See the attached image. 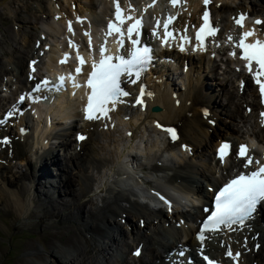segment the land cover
<instances>
[{
    "label": "bare ground",
    "instance_id": "1",
    "mask_svg": "<svg viewBox=\"0 0 264 264\" xmlns=\"http://www.w3.org/2000/svg\"><path fill=\"white\" fill-rule=\"evenodd\" d=\"M43 2L0 0V78L18 80L0 84V214L11 218L6 226L0 222V231L10 235L37 214L32 203L38 198L54 202L38 215L47 250L25 243L15 264H209L205 256L214 264H264V205L243 226L201 232L222 187L240 172L264 167V94L256 83L261 70L253 61L249 71L239 47L242 39L264 42V0H99L98 6L96 0H69L71 10L62 8L63 0V5L53 0L52 8ZM104 2L111 8L92 11ZM117 2L123 23L116 19ZM49 14L53 24L63 23L64 39L63 28L33 31ZM12 18L17 21L4 27ZM137 20L141 25L130 34ZM247 32L254 35L245 38ZM65 46L74 59L67 60ZM134 47L149 48L150 59L132 74H121L119 85L128 95L88 119L94 65L109 56L112 63L120 56L130 59ZM51 53L56 58L49 56L46 64L44 56ZM50 68L58 71L47 72ZM219 75V83L212 81ZM175 77L183 79L184 89ZM259 79L264 84V74ZM144 134L157 150L146 152ZM139 135L143 146L132 147ZM32 160L38 172L27 170ZM164 179L172 182L157 183ZM41 186L58 189V195L48 196ZM51 217L76 226L72 232L52 229L45 225ZM134 244L130 257L126 248ZM64 250L76 253L61 254Z\"/></svg>",
    "mask_w": 264,
    "mask_h": 264
},
{
    "label": "snow or ice",
    "instance_id": "2",
    "mask_svg": "<svg viewBox=\"0 0 264 264\" xmlns=\"http://www.w3.org/2000/svg\"><path fill=\"white\" fill-rule=\"evenodd\" d=\"M208 0H205L207 3ZM173 4L177 3V0H172ZM131 17H128L130 19ZM116 19L123 23L122 10L119 3L116 4ZM204 19L208 21V14L205 13ZM241 21L244 19L243 16L240 18ZM171 22V17H169V23ZM240 21H238L239 23ZM257 23H262L257 21ZM141 25V21L137 20L129 29L131 34L133 30L138 29ZM165 29L167 30L168 25L165 24ZM109 28H115L117 32H120V28L116 25H109ZM205 31L204 28L200 30L201 33ZM215 29L208 28L209 34H214ZM169 36L171 33H167ZM254 35V32L244 33V37ZM198 34V39H200ZM231 39V38H230ZM133 45L138 44L136 40L132 41ZM244 51L243 59L249 61L248 69L251 71V63L255 61L260 66V72L257 73L256 83L260 84V91L264 94V84L260 83V75L264 74V42L257 41L255 44H248L243 39L239 43ZM149 48L144 47L143 49L133 48L131 52V58L125 59L124 56L117 57L119 63H112L113 57H105L102 59L98 65H94V71L91 74V79L88 81L89 87L92 89L91 96L89 97V102L87 105V118L93 119V112L99 111L101 113L105 112V105L109 102H115L119 96L128 95L127 92H123L119 85V78L121 74L128 73L132 74L133 69L149 62ZM234 54V53H233ZM81 58V63H83ZM139 75V72L136 73ZM64 78H61L63 82ZM48 82L45 81L46 85ZM40 86H37V91H39ZM23 99V97L21 98ZM142 101H138L141 103ZM11 115V114H9ZM172 135V138H176L175 131L173 129H168ZM84 139V137H80ZM229 146L225 144L220 152L223 156L225 150ZM246 149L241 146L240 155L244 156ZM248 164L252 161L248 160ZM216 209L215 212L209 217L208 223L204 225L205 229H209V226H213L209 230H215V226L221 224H234L238 221H243L245 219H251L253 214L257 211L258 205H264V167H261L258 171L251 172L250 175H239L238 178L233 179L230 183L224 186L217 196ZM200 239L203 241L204 237L201 234ZM139 254V253H137ZM230 257H233V253L229 250L227 253ZM239 254H236L238 256ZM205 260L209 261V264H214L213 261L209 260L207 256L204 257Z\"/></svg>",
    "mask_w": 264,
    "mask_h": 264
},
{
    "label": "rangeland",
    "instance_id": "3",
    "mask_svg": "<svg viewBox=\"0 0 264 264\" xmlns=\"http://www.w3.org/2000/svg\"><path fill=\"white\" fill-rule=\"evenodd\" d=\"M33 1H35V0H30V2H33ZM68 1L69 0H63V3H64L65 6H63L62 8L64 10H71V7L69 5H66V4H68ZM55 2H60L61 5H63L62 4V0H57V1L55 0ZM139 2H140V0H139ZM43 3H44V5L46 7H49L50 6L49 8H52L51 5H50V3L52 4L53 3V0H44ZM75 3H78V2L75 1ZM96 4H97V6L99 5V0H96ZM29 5H32V4L30 3ZM106 7L111 8V3L109 5H107L104 2V6L100 7V9H98V10L92 9V11H95V12H98V11L99 12H105L106 11ZM88 18H90V20H94V17L92 16L91 12L89 13ZM50 19L51 20L53 19V16L51 14H49L48 17L46 16V18H44L41 21V23L36 26V30H33V31L34 32L39 31V33H40L41 30H45V29H50L51 31H55V27H56L61 32V29L64 27L63 23H62V25H55V24L52 23V21ZM13 21H17V20L15 18H12V20H8L4 24V27L7 26L8 24L12 23ZM81 25L82 24L79 23L78 25H76L75 29L76 28L77 29L78 28L80 29L81 28ZM32 26H33V24L31 23L29 29ZM64 28L62 29V32H61V36H62L63 39L65 37V34L63 32ZM71 31L72 30L69 31L70 35H72ZM97 32H98V34H100V28H99V30ZM79 33H80V31H79ZM64 49H65V53H66L67 60L69 58L74 59V56H70L69 55V51L72 53V48L70 46L69 47L65 46ZM20 53L21 54H25L24 51H22V50H20ZM15 54L18 55V52H15ZM49 56H53V57L56 58V56H54V53H51V55L46 54L44 56L46 58V64H49V63L51 64V62H52V58L53 57H49ZM4 59H6V60L7 59H12V61H11L12 63L13 62H17L16 57H14V56H5ZM15 64L16 63H14V64H11L10 63L9 64V67H12ZM233 67H234V65H233ZM57 71L58 70H53V69L50 68V70H48L47 72L55 73ZM25 73H27V72H25ZM218 77L219 78H214L213 77L212 81H216V82L219 83L223 76L219 75ZM229 77L231 78V76H229ZM11 78H14V80L16 79V81L18 82L17 77H13V76H10V75H4V78L3 79L0 78V84L3 81L5 82V79H11ZM175 80L184 89L183 79L182 78H179V77H175ZM236 80L237 79L233 77V79H232V85H233V87H235V85L237 84L236 83ZM252 92L253 93H257L256 92V84H254V88H253V91ZM224 100H225V98H224ZM242 109H243V107H242ZM55 112H56V110H55ZM229 119L230 118H227L226 119L227 120V123H229ZM230 122H232V121L230 120ZM117 135L119 136V134H117ZM144 137H147L149 139L148 140V143H146V152H147V150H148L149 147L150 148H153L154 149L153 151H155V150L158 149V147H155V144H153L154 142L152 141V137L151 136H148L147 134H144ZM90 141L93 142V137L90 138ZM108 141L111 143V141L109 139H108ZM40 143H42V140H40ZM143 143H144V141L142 140V137L139 135L137 137V139H136V141H135V143L133 144L132 147H135V145H138V144L142 147L143 146ZM214 147H215V145L212 146V152H214ZM59 153H60V155H63L62 150H59ZM158 156H160V154H157V157ZM20 158L21 157H19V159ZM178 158H180V159H178ZM19 159L17 161H19ZM175 159L176 160L178 159L177 161L182 160V158L179 155L177 157H175ZM155 163H157L155 160L150 162V164H153V165ZM71 167H73V164L71 165ZM30 168L34 172H38L40 166L38 165L37 162H35V161L32 160V163H31V165H29L27 167V170L29 171ZM103 169H104V167H103ZM47 171L50 174V170L47 169ZM51 179L54 180L56 183L57 182L58 183H62L61 180H60V178L59 177H56L55 175H54V178L52 177ZM24 181L26 183H28V184L30 183V180L29 179H25ZM160 182H161V184H162L163 187L164 186L166 187L167 184L169 185L170 182H172V181H169V179H164V180H160L157 183H160ZM154 183H156V182H154ZM204 183L206 184L207 181H204ZM205 184H204V188H205ZM41 187H42V190L44 189V191L47 193L48 196H54L55 195L54 197H56L58 195V189L53 190L51 188H45V186H41ZM37 204H39V205H37ZM53 204H54V202L53 201H50L46 197L38 198V200L36 202H33L32 203V205L35 206L34 207V210L37 212V214H34L33 213L31 215V218L30 219H26V220L20 221L19 222V226L13 227V229H11L9 231L10 232V235L4 234L3 231H0V245L5 250V254H3V256H0V264H15L16 261H17V258L22 254V248H24V244L25 243H28V244L29 243H32V244H41L42 249L47 250V246L45 245L44 241L39 238V236H40L39 233H41V228L38 225V223H39V217H38V215L43 216V214L45 213V211L52 209ZM58 207H60V206L58 205ZM131 216L133 218V222L132 223H135V224L138 225V221H137L138 217L137 216L136 217L133 216L132 213H131ZM0 218H1L0 219V222L3 223V224L4 223H7V222H9V223L11 222V218L10 219H9V217H6L5 218V216H3V214H0ZM76 218L78 220H81L79 214L76 216ZM35 222L37 224H34ZM45 225L48 226V227H50V228H52V229H54V228H60V229H62L64 231H66V232H68V231L69 232H72L73 229H74V227L76 226L69 219L68 220H61L59 222V219L58 218H52V217L51 218H46ZM184 227H187V225H184ZM125 228H126V230H128V232H130L129 226H125ZM127 240L128 241H132L131 238H129ZM135 245L136 244H134V246H132V247L130 246V247L126 248L127 249V253H128V255L130 257H132V252H135L133 250L131 251V249L133 247H135ZM144 249H145V247H144ZM60 253L61 254H75L76 252L75 251H71V250H64V251H61ZM157 262H158V259L156 260V263ZM53 264H57V263L56 262H53Z\"/></svg>",
    "mask_w": 264,
    "mask_h": 264
}]
</instances>
